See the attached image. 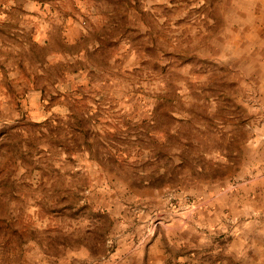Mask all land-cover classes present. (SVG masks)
I'll use <instances>...</instances> for the list:
<instances>
[{"label": "rangeland", "instance_id": "rangeland-1", "mask_svg": "<svg viewBox=\"0 0 264 264\" xmlns=\"http://www.w3.org/2000/svg\"><path fill=\"white\" fill-rule=\"evenodd\" d=\"M0 264H264V0H0Z\"/></svg>", "mask_w": 264, "mask_h": 264}, {"label": "trees", "instance_id": "trees-1", "mask_svg": "<svg viewBox=\"0 0 264 264\" xmlns=\"http://www.w3.org/2000/svg\"><path fill=\"white\" fill-rule=\"evenodd\" d=\"M114 33H115L114 30L104 33V39L101 41L103 46L106 43H109L112 40V37H113L112 35ZM88 36L96 38V37H98L100 35H98V31L95 30L93 33H91V32L88 33ZM83 39H84V36L80 37L78 42L75 43V46L73 45L71 47H64L65 50H67L68 52H71L72 49L76 48ZM103 46L99 47V48H103ZM76 54H78V52ZM86 60H89V59H86ZM55 67H56V69H58L57 65ZM60 68H63V66L61 65L59 67V70H60ZM75 69H78V68H75ZM39 82H40V80L35 79V78H33L30 81V83L32 84V86L34 88H36V89H38V90H40L42 92V98L41 99H42V101H44L45 97H46L45 92L43 91L44 86L37 85V84H40ZM77 93H81V91L78 90V91H76V93L67 92L66 95H61V93L58 92L56 95L51 96V99H48V100H50L48 106L50 107V106H53V105H62L64 107H66L68 109V111H69V118H70L67 121V125L70 126L74 130L73 132L75 134H77V136H76L77 139L80 138V139L84 140L85 142H88V140H89L88 137H87V135H88L87 134V130L88 129H87V126H86V122L83 119V117H84V114H82L83 111H81L84 107L87 108L88 105H86L84 103V102H86V99H85L86 97H84L82 94H81L82 97H78L77 95H79V94H77ZM61 97H63L64 99L61 100L60 99ZM47 121H49V119L45 120V122H47ZM106 133H108V135L110 134L109 131H106ZM41 134H43V133H41ZM187 142H188V144L191 143L188 139H187ZM110 160L113 161V162H117L118 161L117 158L116 159L110 158L109 161Z\"/></svg>", "mask_w": 264, "mask_h": 264}, {"label": "bare ground", "instance_id": "bare-ground-1", "mask_svg": "<svg viewBox=\"0 0 264 264\" xmlns=\"http://www.w3.org/2000/svg\"><path fill=\"white\" fill-rule=\"evenodd\" d=\"M256 6H257V4H256ZM247 10H248V9H247ZM259 14H260V13H259ZM261 14H262V13H261ZM246 16H247V15H246ZM250 17H251V16H250ZM250 17H249V18H250ZM257 17H258V16H257ZM251 18H252V17H251ZM254 21H255V20H254ZM254 21H253V22H254ZM249 23H250V22H249ZM250 24H251V23H250ZM246 25H247V24H246ZM259 25H260V24H259ZM258 27H259V26H258ZM250 31H251V30H250ZM250 31H249L248 33H250ZM251 32H252V31H251ZM247 35H249V34H247ZM248 37H249V36H248ZM248 40H249V39H248ZM250 40H251V39H250ZM237 43H238V42H237Z\"/></svg>", "mask_w": 264, "mask_h": 264}]
</instances>
